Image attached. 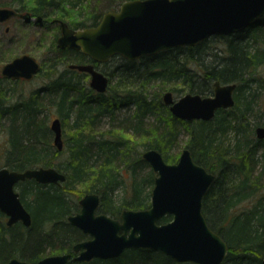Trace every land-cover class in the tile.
Listing matches in <instances>:
<instances>
[{
	"label": "trees",
	"instance_id": "trees-1",
	"mask_svg": "<svg viewBox=\"0 0 264 264\" xmlns=\"http://www.w3.org/2000/svg\"><path fill=\"white\" fill-rule=\"evenodd\" d=\"M118 1V2H117ZM122 0H0V7L59 19L74 30L95 27ZM51 43L38 57L41 83L22 92L24 83L0 78V168L13 171L53 167L60 186L18 182L16 191L31 217L29 227L6 226L0 212V262L28 263L71 252L85 240L67 217L84 194L99 196L98 212L118 219L122 210L150 206L155 180L142 153L154 149L169 164L183 148L214 175L202 201L209 228L227 243L221 264H262L264 258V17L243 32L211 36L195 47H177L130 62L119 56L95 67L108 77L105 92L89 87L85 73L69 64L94 62L80 51ZM3 56V52L0 51ZM236 84L234 106L212 121L177 119L162 96H208L213 83ZM59 119L63 145L53 146L49 121ZM175 153V154H174ZM169 220L164 216L161 223ZM68 264H183L161 252L131 249L119 258ZM192 264V263H187Z\"/></svg>",
	"mask_w": 264,
	"mask_h": 264
},
{
	"label": "water",
	"instance_id": "water-1",
	"mask_svg": "<svg viewBox=\"0 0 264 264\" xmlns=\"http://www.w3.org/2000/svg\"><path fill=\"white\" fill-rule=\"evenodd\" d=\"M13 16L28 17L12 8L0 7L1 22ZM263 17L264 0H130L116 11L104 13L95 27L74 30L59 21L56 46L80 51L98 64L114 56L134 62L169 49L198 46L211 36L243 32ZM39 67L35 57L22 54L1 67L0 77L31 80ZM68 67L86 73L95 92L106 91L108 77L92 63ZM213 87L211 96L187 93L174 99L168 91L162 100L179 120L212 121L218 110L234 106L236 84L215 81ZM50 128L53 146L60 151V120L53 119ZM255 129L256 138L264 139V125ZM179 155L176 162L169 164L154 149L142 153L155 174L148 208L122 210L115 219L98 212L96 193L85 194L78 201V212L68 216L67 221L88 237L86 240L76 242L71 252L44 256L36 262L10 258L0 264L87 263L119 258L131 249L161 252L175 263L221 264L228 253L227 243L209 228L201 209L214 175L197 165L188 149L183 148ZM28 179L37 184L61 185L65 175L53 167L17 172L0 168V212L7 218V227L19 222L24 227L31 224L16 191L17 183ZM164 216L169 220L161 223ZM261 262L264 264V258Z\"/></svg>",
	"mask_w": 264,
	"mask_h": 264
},
{
	"label": "rangeland",
	"instance_id": "rangeland-1",
	"mask_svg": "<svg viewBox=\"0 0 264 264\" xmlns=\"http://www.w3.org/2000/svg\"><path fill=\"white\" fill-rule=\"evenodd\" d=\"M126 1L130 0H122V2ZM15 25L16 30L12 29L13 31L10 34H4V28L0 29V51L4 53L3 56L0 55V68L13 58L22 55V53H28V55L38 60V57L44 53V49L52 41L48 31L45 32L46 30L44 32L37 30L36 33L30 34V30L22 26V24L13 22L14 27ZM259 73L264 74V68L260 69ZM40 83V76H37L34 80L24 83V86L20 90L22 92H29L34 90ZM184 94H179V96Z\"/></svg>",
	"mask_w": 264,
	"mask_h": 264
},
{
	"label": "flooded vegetation",
	"instance_id": "flooded-vegetation-1",
	"mask_svg": "<svg viewBox=\"0 0 264 264\" xmlns=\"http://www.w3.org/2000/svg\"><path fill=\"white\" fill-rule=\"evenodd\" d=\"M15 12H17L18 14H20V15H28V17H27V19H25V18H23V17H17V16H13V17H10V19L9 20H7V21H4V22H1L0 21V29H2V28H4L3 30V32H4V34H10L13 30L12 29H14V30H16L15 28H16V25H15V27L13 26V22H18V23H20V24H22V26H24V27H26L27 29H29L30 30V34H34V33H36V31L37 30H39V31H45V32H47L48 31V33L50 34V32H49V30H48V28H51V27H53V28H57L58 29V32H56L57 33V35H56V37H55V39H56V41H57V37L59 36V34H60V27H59V21H62V20H59V19H56V18H54V19H48L47 17H45V16H38V15H33V14H31V13H29L27 10H25V9H23V8H20V9H18V8H12ZM38 18H41L40 19V21H39V19ZM2 35H3V33H2ZM45 51V50H44ZM22 54H26V53H22ZM28 54V53H27ZM37 60V59H36ZM37 62H38V60H37ZM41 62H39V65H40V67H39V69H38V71H37V74H39L38 72H39V70H40V68H41V64H40ZM93 64V63H92ZM95 64H97V65H100V64H103V63H100V64H98V63H94L93 65H94V67H95ZM70 65V64H69ZM96 68V67H95ZM97 69V68H96ZM98 70V69H97ZM100 71V70H99ZM101 72V71H100ZM82 73H84V72H82ZM37 74L35 75V77H37ZM86 74V73H85ZM87 75V74H86ZM88 76V75H87ZM1 77H3V76H1ZM0 77V78H1ZM35 77L32 79V80H34L35 79ZM4 78V77H3ZM7 81H18V82H22V83H24V82H26L25 81V79L23 80V79H18V80H10V79H7V78H5ZM31 80V81H32ZM88 82L90 83V81H89V76H88ZM90 87V86H89ZM236 90V89H235ZM235 93V92H234ZM61 126V125H60ZM62 135V134H61ZM20 223V222H19ZM19 223H17V224H19ZM21 224V223H20Z\"/></svg>",
	"mask_w": 264,
	"mask_h": 264
},
{
	"label": "bare ground",
	"instance_id": "bare-ground-1",
	"mask_svg": "<svg viewBox=\"0 0 264 264\" xmlns=\"http://www.w3.org/2000/svg\"><path fill=\"white\" fill-rule=\"evenodd\" d=\"M53 120V119H52ZM51 120V121H52ZM51 121H49V124H48V128H50V123H51ZM51 129V128H50ZM47 185H50V184H47ZM53 185H56V186H60V185H57V184H53Z\"/></svg>",
	"mask_w": 264,
	"mask_h": 264
}]
</instances>
